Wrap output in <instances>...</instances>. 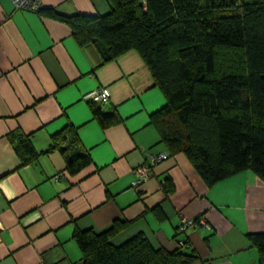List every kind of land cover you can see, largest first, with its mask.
I'll return each mask as SVG.
<instances>
[{
    "label": "crops",
    "instance_id": "crops-1",
    "mask_svg": "<svg viewBox=\"0 0 264 264\" xmlns=\"http://www.w3.org/2000/svg\"><path fill=\"white\" fill-rule=\"evenodd\" d=\"M42 7L30 12L0 0V264H82L75 232L100 233L116 220L126 226L114 245L143 234L169 252L186 242L199 257L192 264H258L248 234L264 232V181L248 170L207 187L151 122L166 98L139 52L99 64L93 48L44 13L103 15L110 0H42ZM101 87L111 91L105 112L121 118L106 128L85 98ZM67 125L91 158L77 173L59 149L49 150ZM22 141L35 159L26 161ZM163 153L170 155L134 186L135 169ZM182 215L208 226L179 234Z\"/></svg>",
    "mask_w": 264,
    "mask_h": 264
},
{
    "label": "trees",
    "instance_id": "trees-1",
    "mask_svg": "<svg viewBox=\"0 0 264 264\" xmlns=\"http://www.w3.org/2000/svg\"><path fill=\"white\" fill-rule=\"evenodd\" d=\"M103 15L44 13L67 24L77 43L93 48L103 64L129 50L146 62L166 104L151 115L171 155L183 153L207 187L245 171L264 181V0H110ZM43 7L38 11L41 13ZM104 128L121 118L94 104ZM26 161L37 157L27 141ZM67 169L90 164L74 127L52 136ZM163 218L160 209H155ZM126 226L76 231L82 264H192L199 257L186 242L173 252L155 249L143 234L120 245L112 238ZM264 264V232L249 233Z\"/></svg>",
    "mask_w": 264,
    "mask_h": 264
},
{
    "label": "built area",
    "instance_id": "built-area-1",
    "mask_svg": "<svg viewBox=\"0 0 264 264\" xmlns=\"http://www.w3.org/2000/svg\"><path fill=\"white\" fill-rule=\"evenodd\" d=\"M14 6L18 10L38 12L42 8V0H12ZM111 91L108 87H101L87 96L86 99H92L94 103L102 108H105L108 102L110 101ZM169 153H163L161 155L152 156L151 162H145L138 166L135 171V181L134 186L138 187L146 182L152 175V165L158 163L169 157ZM198 225L207 227L208 224L203 219H190L185 215L181 216L180 223L177 227V233L185 234L189 228L197 227ZM0 222V230H1Z\"/></svg>",
    "mask_w": 264,
    "mask_h": 264
}]
</instances>
